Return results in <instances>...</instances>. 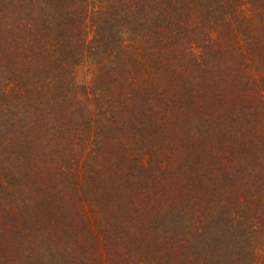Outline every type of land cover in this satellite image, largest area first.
<instances>
[{
	"label": "trees",
	"instance_id": "trees-1",
	"mask_svg": "<svg viewBox=\"0 0 264 264\" xmlns=\"http://www.w3.org/2000/svg\"><path fill=\"white\" fill-rule=\"evenodd\" d=\"M0 264H264V0H0Z\"/></svg>",
	"mask_w": 264,
	"mask_h": 264
}]
</instances>
